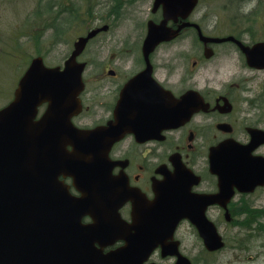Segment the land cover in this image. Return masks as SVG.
<instances>
[{
  "label": "water",
  "instance_id": "95a60500",
  "mask_svg": "<svg viewBox=\"0 0 264 264\" xmlns=\"http://www.w3.org/2000/svg\"><path fill=\"white\" fill-rule=\"evenodd\" d=\"M199 1L155 0L154 11L162 6L164 19L160 24L148 23L143 46L146 71L125 88L117 121L109 127L82 130L72 122L82 109L79 96L84 90L86 63L78 62V57L107 26L94 29L75 42L65 70L49 69L40 58L32 62L15 99L0 111V264H144L184 219L197 227L209 252L225 247L206 210L211 205L226 207L235 189L253 193L257 187L264 186V157L252 154L264 143L263 133L253 135L248 146L223 143L212 149L211 171L219 177L217 194L192 193L199 179L193 180L195 176L190 170L177 165L176 173L167 175L156 186L159 207L155 212L147 215L135 209L133 223L128 224L115 210L105 213L96 208L100 203L116 201L120 207L131 197L110 175L109 152L125 134L136 132L133 125L137 121L128 119L126 112L127 94L134 85L144 84V91L159 88L160 101L156 98L152 107L160 109L165 129L179 127L183 119L191 116L192 95L177 101L170 92L164 93L151 77L150 55L157 46L175 40L190 26L198 29L199 38L206 45L235 40L206 37L195 24L183 23L177 30L168 26L169 21L187 19ZM238 43L251 67L264 68V43L252 48ZM205 56H212L211 49L206 48ZM148 83L149 88H145ZM44 103L50 107L36 121L38 107ZM149 123L142 120L141 125ZM67 146L72 150L68 151ZM61 176L73 178L75 188L82 194L80 199L70 198ZM84 205L89 208L82 209ZM85 215H90L94 224L82 225ZM103 240V247L118 241H124L125 245L105 254L96 247ZM189 262L179 255L178 264Z\"/></svg>",
  "mask_w": 264,
  "mask_h": 264
},
{
  "label": "flooded vegetation",
  "instance_id": "af4514ba",
  "mask_svg": "<svg viewBox=\"0 0 264 264\" xmlns=\"http://www.w3.org/2000/svg\"><path fill=\"white\" fill-rule=\"evenodd\" d=\"M197 10L198 7L188 20L184 21L180 17L177 22L169 21L168 26L177 30L185 22L199 24ZM151 13L152 18L147 22L146 34L140 41L138 60L134 58L136 51L132 50L131 52L128 51L124 61L130 60L128 64L140 66L138 70L134 68L131 70L104 68L96 70L88 76V63L80 61V58L92 41L112 31L110 24L101 26H107V30L91 39L85 51L78 57L79 62L86 63V68L83 72L84 90L79 96L82 109L72 119L77 128L93 130L109 127V125L116 123L125 88L143 74L147 68L143 46L148 35V23L153 21L160 24L164 19L162 6L156 11L152 7ZM240 22L243 21L240 20ZM47 30L49 29L47 28ZM203 31L207 36L219 37L213 33H207L204 29ZM230 36L250 47L258 42H264V39L257 42L249 40L245 31L238 28H233V31L223 37ZM188 37H194L197 42L198 30L196 27H186L175 40L157 46L150 55V61L153 66L151 77L163 89L164 93L165 91L170 92L177 101H181L188 94L192 95L194 108L189 119H183V123L179 127L165 129V123L162 124L160 120V109L156 110L155 106L152 107L156 98L160 101L159 88L153 91H144V84H138L134 85L136 87L129 90L127 94L126 112L128 119L137 121V124L133 125L136 132L125 134L120 141L115 143L109 152V159L112 163L110 174L112 179L121 183L122 188L131 193V197L120 207L119 201H116L113 204L100 203L96 208L105 213L115 210L121 219L129 224L133 223L135 209H139L140 213L149 214V210L155 212L156 208L159 207L156 205V186L165 181L167 175L175 174L177 165L187 167L195 176H193V180L199 179V183L192 187V193H219V177L211 171L210 155L212 149L223 143L248 146L253 142V135H261V133L264 135V68L251 67L236 40L210 44L209 47L212 48L210 59L204 57L205 45L200 42L202 57L205 60L211 62L218 55H222L226 64L229 63L234 66L232 70H205L206 76L203 77L204 70H198L199 61L203 62L202 58L194 62L193 70H159L160 67L157 66L154 58L160 50ZM23 38H28L30 44L36 45L33 36L29 35L28 31H25L24 34L11 35V37L0 34V70H6V67L1 65L2 62L4 63L6 54L17 57L26 51V47L21 41ZM8 39L10 40L8 41ZM48 53L50 52L43 53L37 50L32 59L27 60L25 66L11 69L25 71L16 81L11 100L1 107L0 111L9 106L15 99L16 93L20 89L21 80L35 59H42L49 69L65 70V63L71 53L68 52L62 63L54 66L47 62ZM90 81L93 82V87L89 85ZM146 85L145 88H149L150 83ZM49 107V103H44L38 107L36 121L43 117ZM90 114L95 116L101 114V119L95 125L85 124V121L90 118ZM142 120L151 121V123L142 126ZM67 150L71 151L72 148L67 146ZM252 154L255 157H264V143L259 145ZM175 161L178 163H174ZM60 181L65 187H68L71 193L70 198L80 199L82 197V194L74 186L73 178L61 176ZM262 194H264V187H258L253 193H242L235 189L234 195L226 207L211 205L206 210V216L215 223L219 231L221 220L224 219V224H230L227 221V217H229L227 214L230 215L231 219L246 218L248 216L247 211L253 210L255 213H259V217H261V212H264V209H258L257 201L252 199L259 197L263 200ZM87 208L89 205H84L82 209ZM213 213H216L217 221L212 219ZM81 221L84 226L94 224L90 215H85ZM260 222L264 223L261 220ZM168 225L171 226L170 223ZM184 227H187L188 234L192 236L188 241L186 237L182 236L183 234L181 235V230ZM260 235L263 234L259 233ZM199 242L207 255L214 254L207 251L195 225L190 220L184 219L178 223L173 234L164 241L163 246L158 247L152 253L146 264H178L179 255L188 258L189 264H200L188 251L196 248ZM226 242L228 246L229 241L226 240ZM102 243H97L96 247L102 248L105 241L103 240ZM124 244L123 241L115 242L104 247V252L109 253ZM167 252L173 254L165 256L164 253Z\"/></svg>",
  "mask_w": 264,
  "mask_h": 264
},
{
  "label": "rangeland",
  "instance_id": "374dc122",
  "mask_svg": "<svg viewBox=\"0 0 264 264\" xmlns=\"http://www.w3.org/2000/svg\"><path fill=\"white\" fill-rule=\"evenodd\" d=\"M153 1L0 0V34L11 37L28 31L36 43L32 45L28 38L21 39L26 51L17 57L6 54L4 63H1L6 70H0V108L11 100L16 81L25 71L11 70L12 68L25 66L37 50L50 52L47 56L50 65L60 64L67 53L72 52L79 37L105 24H110L112 31L92 41L80 58V61L88 63V76L104 68L138 70L140 66L128 64L130 60L124 61L128 51L132 50L136 51L135 60L139 58V45L146 34L147 22L152 18ZM197 15L198 23L207 33L223 37L233 31V28H238L245 31L249 40L257 42L264 39V0H203ZM48 24L50 28L47 27ZM200 45L199 40L196 42L194 37L180 39L163 47L154 58L155 63L160 67L159 70H193L194 62L202 58L203 62L199 61L198 70H204L203 77L206 76L205 70L234 69L232 64L223 61L222 55L211 62L205 60ZM89 85L94 86L91 81ZM100 119L101 114H90L85 124L95 125ZM257 198L252 200L257 201L258 209H264V199ZM211 216L217 221L216 213ZM248 220L243 218L228 225L224 224V219L221 220V234L229 241L226 249L207 255L199 242L196 248L188 250L190 255L200 264H264V235L259 236L258 230L254 234L246 232L249 229L243 231ZM262 220L264 222L263 217ZM181 235L187 241L192 237L188 234L187 227L181 230ZM235 239L246 241L241 248L240 245L234 247Z\"/></svg>",
  "mask_w": 264,
  "mask_h": 264
},
{
  "label": "trees",
  "instance_id": "16d2710c",
  "mask_svg": "<svg viewBox=\"0 0 264 264\" xmlns=\"http://www.w3.org/2000/svg\"><path fill=\"white\" fill-rule=\"evenodd\" d=\"M47 27H50L49 24L47 25ZM247 215L248 216L246 218H248L249 220L247 221L248 223L245 226L246 229H242V230L246 231L247 229H249L246 232H251V234H254V232H256V230H258L257 233L264 234V232L260 231V230H264V224L260 222L262 217H264V212H261V217H259V213H255V211H253V210H248ZM237 220H243V218H239V219L235 218V219H233V222H235ZM233 222H232V224H233ZM238 222H241V221H238ZM254 224H256L257 226ZM241 225L244 226L242 222H241ZM254 227H255V231H253ZM245 241H246V239H245ZM245 241L244 240L236 241V239H235L234 245H240V248H241L245 244Z\"/></svg>",
  "mask_w": 264,
  "mask_h": 264
}]
</instances>
